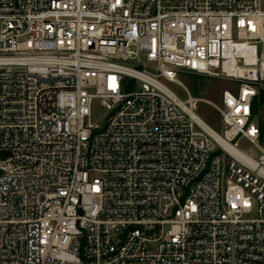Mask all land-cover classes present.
I'll list each match as a JSON object with an SVG mask.
<instances>
[{
    "label": "built area",
    "instance_id": "2783aa9c",
    "mask_svg": "<svg viewBox=\"0 0 264 264\" xmlns=\"http://www.w3.org/2000/svg\"><path fill=\"white\" fill-rule=\"evenodd\" d=\"M262 90V0H0V264H264Z\"/></svg>",
    "mask_w": 264,
    "mask_h": 264
},
{
    "label": "rangeland",
    "instance_id": "374dc122",
    "mask_svg": "<svg viewBox=\"0 0 264 264\" xmlns=\"http://www.w3.org/2000/svg\"><path fill=\"white\" fill-rule=\"evenodd\" d=\"M262 3L264 7V0H262ZM164 83L182 101H186L189 98V93L191 96L199 99L198 107L195 111L196 114L217 133L223 135L224 124L218 108L222 107L223 92H237L239 88L238 83L217 77V75H198L187 71H182L178 74L177 83H170L167 81H164ZM260 96L261 93L257 99L258 101ZM102 112L103 110L100 108V102L96 101L92 113L93 123L100 126L103 125ZM261 122L264 123L263 105H259V113L255 117V123L257 125H260ZM259 145L264 148L263 130L261 131V142ZM238 146L240 150L255 158H258L262 153L257 146L251 144L246 139H241ZM218 154L221 155L222 152L219 151ZM224 162L226 166L229 165L230 160L228 157H224Z\"/></svg>",
    "mask_w": 264,
    "mask_h": 264
},
{
    "label": "trees",
    "instance_id": "16d2710c",
    "mask_svg": "<svg viewBox=\"0 0 264 264\" xmlns=\"http://www.w3.org/2000/svg\"><path fill=\"white\" fill-rule=\"evenodd\" d=\"M259 105H263L264 106V90L261 91V96H260V99L259 101L257 100L255 103H254V106H253V113H254V116L256 117L259 113ZM260 127H261V131L263 130L264 131V123L261 122L260 123Z\"/></svg>",
    "mask_w": 264,
    "mask_h": 264
}]
</instances>
